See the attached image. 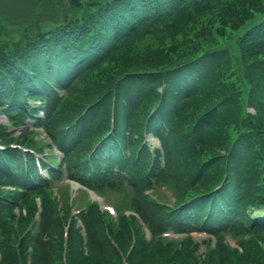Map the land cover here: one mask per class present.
Instances as JSON below:
<instances>
[{"label": "trees", "instance_id": "1", "mask_svg": "<svg viewBox=\"0 0 264 264\" xmlns=\"http://www.w3.org/2000/svg\"><path fill=\"white\" fill-rule=\"evenodd\" d=\"M68 2L56 27L37 26L0 47V113L15 125L29 117L43 125L75 180L92 188L118 180L130 186L132 201L155 232L168 223L216 237L264 232V220L249 211L264 208V0ZM32 99L43 102L44 120ZM71 120H77L73 126ZM8 129L0 125L3 146L37 149L31 131L14 137ZM145 130L161 139L165 167L152 163L147 169ZM156 172L177 175L185 187L179 192L185 204L163 209L160 218L149 217L139 197L143 181ZM43 181L30 154L0 150V264H28L29 258V264H61L63 229L55 209L45 208L43 199L34 233L12 211L26 197L33 212L32 197L42 193ZM4 186L15 190L2 191ZM82 222L85 236L71 220L67 264H121L94 207ZM108 230L128 264H264V251L247 248L251 242L258 248L255 236L242 251L219 239L200 256L190 238H157L153 231L147 241L133 217ZM126 242L132 245L128 254Z\"/></svg>", "mask_w": 264, "mask_h": 264}, {"label": "rangeland", "instance_id": "2", "mask_svg": "<svg viewBox=\"0 0 264 264\" xmlns=\"http://www.w3.org/2000/svg\"><path fill=\"white\" fill-rule=\"evenodd\" d=\"M65 0H0V17L3 19V23L0 21V47L5 44H10L12 42L18 41L22 36H24L25 31L27 33L33 34L36 31L37 26H43L45 30L52 29V27H56L59 23H61L63 16L66 11ZM83 3H86V0H80ZM246 112L253 113L252 109H247ZM5 118L3 115H0V123H4ZM150 142L153 146L156 147L155 141L150 139ZM46 152L52 153L48 149ZM55 157V156H54ZM179 177L177 175H172L167 178V184L170 188L175 191L180 192L182 187L179 182ZM68 184V183H66ZM58 186L62 191L66 193L64 195H60L61 197H57L59 202L71 203L73 211L78 209H84L89 207L93 201H95L90 193L85 189L76 190L74 188H68L64 184L58 182ZM185 186V185H184ZM101 194H105L106 198L111 203H104L103 200H100L99 207L101 210H107V207L114 206V213H111L113 216H120L124 212L129 214L127 208L132 203V192L128 187H120L113 189H106ZM141 199L143 197L140 196ZM143 203L145 199H143ZM55 204V203H54ZM114 204V205H113ZM157 208V207H156ZM154 206L150 204L145 205L146 214L150 217L151 215L155 218H160L163 216L162 209H156ZM162 215V216H161ZM146 216V215H145ZM144 216V218H145ZM105 222H112L110 216H105ZM101 224L103 225V221L101 220ZM241 237H245L242 235ZM194 238L201 242L205 239L204 235L196 234ZM228 245L237 249V243L239 239L235 236L233 239L230 237H226ZM125 240V239H124ZM258 244L254 245L251 242L250 246L247 244V248L255 254H261L264 251V237H260L255 241ZM126 247L129 248L130 244L128 242L125 243ZM117 251V250H116ZM241 251V250H240ZM257 251V252H256ZM118 252V251H117ZM198 253L201 255L204 252L203 246L199 249ZM120 256V263L126 264L125 258L122 252H118ZM61 264H64L63 253L61 251Z\"/></svg>", "mask_w": 264, "mask_h": 264}, {"label": "bare ground", "instance_id": "3", "mask_svg": "<svg viewBox=\"0 0 264 264\" xmlns=\"http://www.w3.org/2000/svg\"><path fill=\"white\" fill-rule=\"evenodd\" d=\"M74 189H78V186L76 184H73Z\"/></svg>", "mask_w": 264, "mask_h": 264}]
</instances>
